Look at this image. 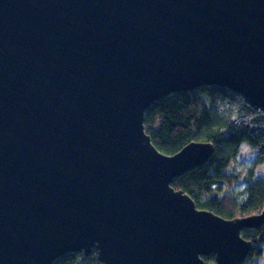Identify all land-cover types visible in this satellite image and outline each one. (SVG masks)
<instances>
[{"label": "water", "instance_id": "1", "mask_svg": "<svg viewBox=\"0 0 264 264\" xmlns=\"http://www.w3.org/2000/svg\"><path fill=\"white\" fill-rule=\"evenodd\" d=\"M217 85L264 111V0H0V264H242L244 229L174 180L212 142L162 152V98Z\"/></svg>", "mask_w": 264, "mask_h": 264}, {"label": "trees", "instance_id": "2", "mask_svg": "<svg viewBox=\"0 0 264 264\" xmlns=\"http://www.w3.org/2000/svg\"><path fill=\"white\" fill-rule=\"evenodd\" d=\"M145 126L154 144L162 152L175 154L192 141L212 142L215 150L205 163L177 177L173 186L194 198L199 208L211 210L225 218L248 216L264 210V176L252 168L245 175L241 196L219 197L223 185L232 186L239 174L231 166L244 142L256 155L255 165L264 163V111L252 106L240 93L217 85L172 93L150 106ZM231 169V170H230ZM253 242L242 264H264V224L243 230ZM215 260V255L204 257ZM254 259H259L254 262ZM261 259V261H260ZM53 264H101L97 250L91 255L73 252Z\"/></svg>", "mask_w": 264, "mask_h": 264}, {"label": "rangeland", "instance_id": "3", "mask_svg": "<svg viewBox=\"0 0 264 264\" xmlns=\"http://www.w3.org/2000/svg\"><path fill=\"white\" fill-rule=\"evenodd\" d=\"M256 152L252 149V147L244 142L241 146V150L239 155L237 156V159L231 166L235 169V173L239 174V179L234 182L232 186H226L223 185L222 191H217L215 193H218L219 197L226 196V194L230 195H238L241 196V193L246 186L245 184V175H247V172H249L250 169H254L256 174L263 175L264 176V163L260 165H255L254 158H255ZM230 169V170H231ZM238 217V216H236ZM259 259H254V262ZM261 261V259H260ZM205 264H217L216 260H210L205 261Z\"/></svg>", "mask_w": 264, "mask_h": 264}]
</instances>
